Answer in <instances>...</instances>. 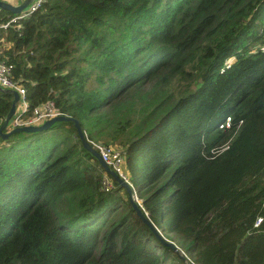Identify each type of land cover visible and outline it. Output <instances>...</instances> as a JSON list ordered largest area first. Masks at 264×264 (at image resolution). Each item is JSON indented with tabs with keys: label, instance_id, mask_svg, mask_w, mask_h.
<instances>
[{
	"label": "trees",
	"instance_id": "1",
	"mask_svg": "<svg viewBox=\"0 0 264 264\" xmlns=\"http://www.w3.org/2000/svg\"><path fill=\"white\" fill-rule=\"evenodd\" d=\"M0 59L23 117L72 118L0 137V264H264V0H40L0 26ZM73 119L122 151L176 250L102 189Z\"/></svg>",
	"mask_w": 264,
	"mask_h": 264
},
{
	"label": "built area",
	"instance_id": "2",
	"mask_svg": "<svg viewBox=\"0 0 264 264\" xmlns=\"http://www.w3.org/2000/svg\"><path fill=\"white\" fill-rule=\"evenodd\" d=\"M39 1L40 0H33L32 2L28 3L24 10L4 20L0 23V26L5 27L16 18L27 15L28 12H30L36 7ZM10 70L11 64L5 61L4 59H0V87L12 88L16 90L18 94V98L14 103V111L6 122V129L25 124H39L43 120L50 118L56 114H59L58 111H56V109L54 108L53 102L51 100H46L36 106H33L31 108V114L27 117H23L22 112H24L27 108V102L24 99V89L11 77ZM18 101L21 102L22 106L17 111L16 104ZM226 119H224V121L219 124L220 127L228 125L229 118L227 117ZM88 142L93 148L98 151L101 159L108 165V167L112 169L121 180L129 184L131 188L132 198L138 203L139 198L136 195L134 187L129 182L128 175L124 167V155L122 151L117 148H114L113 146L105 145L99 141L88 140ZM101 187L104 190H108L109 188H111V180L109 178V175L106 173L102 175ZM259 219L260 218H257L254 224H257Z\"/></svg>",
	"mask_w": 264,
	"mask_h": 264
},
{
	"label": "water",
	"instance_id": "3",
	"mask_svg": "<svg viewBox=\"0 0 264 264\" xmlns=\"http://www.w3.org/2000/svg\"><path fill=\"white\" fill-rule=\"evenodd\" d=\"M32 1L33 0H22L19 3L11 4V3L7 2L6 0H0V9L8 10L12 14H18L20 11L25 9V7L28 5V3L32 2ZM0 90L6 91L11 95V101H10L9 108H8L5 116L3 117L2 121L0 122V137L3 139L8 137L12 133H15V132H33V131H37V130H41V129H46L55 121L72 119L71 117L66 116L64 114H56L50 118L43 120L39 124H25V125L15 126V127L10 128V129H6V122H7L8 118L10 117V115L14 111V103L16 102V100L18 98V94H17L16 90H14L12 88L0 87ZM73 125H74V128L77 132L79 139L81 140L82 146L87 151H89L98 160V162L101 165V167L103 168V170L105 172H107L112 178H114V180L120 186H122L125 189V191L127 193L128 201L131 204L132 208L135 210L136 215L145 224L148 225L150 230L156 235V237L162 242V244L170 247L173 250H176V247L174 246V244H172V242L167 241L160 236V234L158 233V231L156 230L154 225L150 222V220L146 217V215L141 211V208L139 207L138 203L132 198L131 188H130L129 184L124 182L123 180H121L117 176V174L112 169H110L108 167V165L101 159L98 151L90 145L88 140L84 137L83 131H82V129H81V127L78 124V121L76 119H73Z\"/></svg>",
	"mask_w": 264,
	"mask_h": 264
},
{
	"label": "rangeland",
	"instance_id": "4",
	"mask_svg": "<svg viewBox=\"0 0 264 264\" xmlns=\"http://www.w3.org/2000/svg\"><path fill=\"white\" fill-rule=\"evenodd\" d=\"M15 2H16V0H15ZM22 105H21V102L20 101H18L17 102V104H16V110L18 111L19 109H20V107H21ZM228 116H226L225 117V119L227 118ZM227 120V119H226ZM2 143H4V141H1ZM179 253L180 254H183L180 250H179ZM184 255V254H183ZM192 264H194L193 262H192Z\"/></svg>",
	"mask_w": 264,
	"mask_h": 264
},
{
	"label": "crops",
	"instance_id": "5",
	"mask_svg": "<svg viewBox=\"0 0 264 264\" xmlns=\"http://www.w3.org/2000/svg\"><path fill=\"white\" fill-rule=\"evenodd\" d=\"M7 2H9V3H11V4H16V3H19V2H21L22 0H16V2H15V0H6ZM109 175V174H108ZM110 176V175H109ZM111 177V176H110ZM109 177V178H110ZM111 180V179H110Z\"/></svg>",
	"mask_w": 264,
	"mask_h": 264
}]
</instances>
